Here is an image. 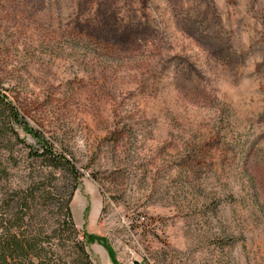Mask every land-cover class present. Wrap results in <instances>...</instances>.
I'll return each instance as SVG.
<instances>
[{
	"label": "rangeland",
	"instance_id": "1",
	"mask_svg": "<svg viewBox=\"0 0 264 264\" xmlns=\"http://www.w3.org/2000/svg\"><path fill=\"white\" fill-rule=\"evenodd\" d=\"M143 1L108 49L55 0H0V90L80 170L96 264H264V0ZM12 141L0 197L52 171Z\"/></svg>",
	"mask_w": 264,
	"mask_h": 264
},
{
	"label": "trees",
	"instance_id": "2",
	"mask_svg": "<svg viewBox=\"0 0 264 264\" xmlns=\"http://www.w3.org/2000/svg\"><path fill=\"white\" fill-rule=\"evenodd\" d=\"M19 129L31 135L38 147L20 138ZM13 139L30 150L35 161L49 168L43 178L30 175L24 185L7 188L0 197V264H96L89 236L74 218L72 200L82 174L73 160L29 125L10 96L0 90V183L11 180L18 164ZM66 174L64 185L55 173Z\"/></svg>",
	"mask_w": 264,
	"mask_h": 264
},
{
	"label": "flooded vegetation",
	"instance_id": "3",
	"mask_svg": "<svg viewBox=\"0 0 264 264\" xmlns=\"http://www.w3.org/2000/svg\"><path fill=\"white\" fill-rule=\"evenodd\" d=\"M55 1L60 14L70 15L71 27L89 31V44L101 43L108 49L111 45L137 44L135 40L141 41L138 38L141 29L152 24L150 9L143 6V0ZM165 34L172 36L169 31Z\"/></svg>",
	"mask_w": 264,
	"mask_h": 264
},
{
	"label": "water",
	"instance_id": "4",
	"mask_svg": "<svg viewBox=\"0 0 264 264\" xmlns=\"http://www.w3.org/2000/svg\"><path fill=\"white\" fill-rule=\"evenodd\" d=\"M135 264H140V263L138 261H136Z\"/></svg>",
	"mask_w": 264,
	"mask_h": 264
}]
</instances>
